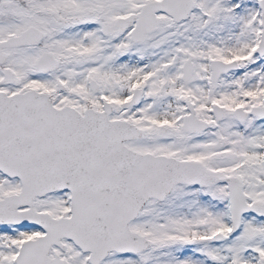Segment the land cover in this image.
<instances>
[{
  "label": "snow or ice",
  "instance_id": "1",
  "mask_svg": "<svg viewBox=\"0 0 264 264\" xmlns=\"http://www.w3.org/2000/svg\"><path fill=\"white\" fill-rule=\"evenodd\" d=\"M0 264H264V0H0Z\"/></svg>",
  "mask_w": 264,
  "mask_h": 264
}]
</instances>
